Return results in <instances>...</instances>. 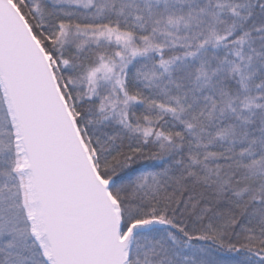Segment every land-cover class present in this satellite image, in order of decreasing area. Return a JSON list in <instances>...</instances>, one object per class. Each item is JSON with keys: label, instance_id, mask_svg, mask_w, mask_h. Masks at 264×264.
<instances>
[{"label": "snow or ice", "instance_id": "6c2138e0", "mask_svg": "<svg viewBox=\"0 0 264 264\" xmlns=\"http://www.w3.org/2000/svg\"><path fill=\"white\" fill-rule=\"evenodd\" d=\"M0 264H264V0H0Z\"/></svg>", "mask_w": 264, "mask_h": 264}]
</instances>
